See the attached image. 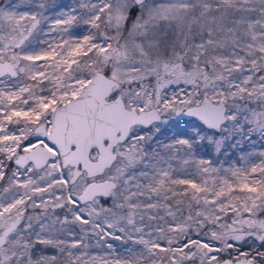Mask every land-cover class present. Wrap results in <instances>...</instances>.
<instances>
[{
  "label": "snow or ice",
  "instance_id": "1",
  "mask_svg": "<svg viewBox=\"0 0 264 264\" xmlns=\"http://www.w3.org/2000/svg\"><path fill=\"white\" fill-rule=\"evenodd\" d=\"M0 264H264V0H0Z\"/></svg>",
  "mask_w": 264,
  "mask_h": 264
}]
</instances>
